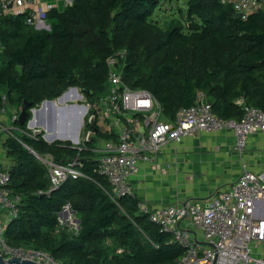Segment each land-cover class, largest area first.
I'll use <instances>...</instances> for the list:
<instances>
[{
  "label": "trees",
  "instance_id": "16d2710c",
  "mask_svg": "<svg viewBox=\"0 0 264 264\" xmlns=\"http://www.w3.org/2000/svg\"><path fill=\"white\" fill-rule=\"evenodd\" d=\"M161 1L74 0L47 11L50 29L27 23V12L0 8V114L7 104L32 107L69 87L94 101L108 90V59L119 51L124 81L151 91L167 120L199 92L223 119L242 118L239 99L264 111V0L246 17L223 0H188L186 21L175 18L166 28L153 19ZM14 125L33 132L27 122ZM87 126L93 136L81 150L71 141L49 142L44 132L20 134L22 142L6 138L5 188L10 198L19 196L6 244L46 251L58 264H177L184 247L141 210L136 195L115 200L99 170L98 142L113 134L98 114ZM30 148L61 163L79 154L83 175L50 189L47 169ZM67 204L80 219L77 228L60 223Z\"/></svg>",
  "mask_w": 264,
  "mask_h": 264
},
{
  "label": "built area",
  "instance_id": "2783aa9c",
  "mask_svg": "<svg viewBox=\"0 0 264 264\" xmlns=\"http://www.w3.org/2000/svg\"><path fill=\"white\" fill-rule=\"evenodd\" d=\"M223 1L233 4L243 17L262 7L260 0ZM30 5V0H0L2 12H27V23L46 27L47 11L52 6H39L29 11ZM124 55L125 51H119L108 59V90L99 95L96 101H88L90 115L87 121H83L87 128L85 133L82 132L83 139H80V134L78 141L75 136L72 137L77 144L73 145L81 150L93 136L87 123L93 122L97 114L106 130L113 134L103 138L102 146L97 147L96 151L99 170L109 179L115 200L121 196L135 195L129 178L138 172L140 162L154 159L169 141L181 142L185 136L198 131L231 129L236 135L235 148L242 154L251 135L257 131L264 132L263 110L239 99L244 110L242 118L223 119L214 114L212 104L203 92L198 93L193 105L181 108L175 120L165 119L162 106L151 91L132 88L124 81L119 60ZM70 90L74 88L69 87L64 94ZM46 104H42V109ZM38 107L41 109L39 105L32 109ZM6 110L4 106L1 114L7 113ZM19 111L13 110V126L0 122V132L6 136L4 140L13 137L22 142L20 134L35 136L43 132L40 128L42 125H36L39 128L34 129L28 125L33 132L17 128L14 122L19 120ZM47 135L48 132L43 135L44 139L51 142ZM56 140L57 136L52 142ZM30 150L46 167L50 189L59 187L68 178L83 175L79 154L61 163L52 153L41 154L32 148ZM10 166L7 157L6 161L0 162V216L7 223L17 216L19 201V196L10 198L5 188L10 177ZM140 208L149 213L150 219L159 225L162 232L171 234L172 242L184 247L185 252L177 264H264V171L244 169L228 189L212 194L208 202L189 200L157 208H149L140 202ZM5 211L10 213L7 217ZM59 220L61 224L78 227L76 215L69 204L65 205ZM4 230L0 220V253L5 258L16 256L42 264H58L46 251L10 247L4 239Z\"/></svg>",
  "mask_w": 264,
  "mask_h": 264
},
{
  "label": "crops",
  "instance_id": "0c3cea01",
  "mask_svg": "<svg viewBox=\"0 0 264 264\" xmlns=\"http://www.w3.org/2000/svg\"><path fill=\"white\" fill-rule=\"evenodd\" d=\"M30 1L28 10L33 11L39 6L63 10L74 0ZM3 136L1 132L0 140ZM4 139L0 162L6 161ZM235 145L231 129L198 131L181 142L169 141L154 159L139 163L138 172L129 178L130 185L149 208L189 200L208 202L212 194L228 189L244 169L264 171V132L253 133L242 154Z\"/></svg>",
  "mask_w": 264,
  "mask_h": 264
},
{
  "label": "rangeland",
  "instance_id": "374dc122",
  "mask_svg": "<svg viewBox=\"0 0 264 264\" xmlns=\"http://www.w3.org/2000/svg\"><path fill=\"white\" fill-rule=\"evenodd\" d=\"M186 1L188 0H162L160 7H158V9L153 15V19L156 20L157 23L164 28H166L169 22L175 18L182 19L185 22L186 12H187ZM35 27L37 29H50L51 25L47 20L46 27H42L41 25ZM77 94L79 95L83 94V95L78 96ZM97 99L98 97L95 98L94 101H96ZM88 101L89 99L86 93H84L82 89L78 88V91H75L74 89L64 94L62 100L58 101L57 105L52 104L48 106V108L43 107L44 108L43 111H41L38 115L35 114V117L42 123V126H40L41 131H43L44 134H46L49 129L54 131L55 129L60 128L63 135L66 137L65 139H67L66 141H71L74 145H77L75 141L72 139V137H74L76 134L78 135L80 134L81 135L80 139H83L84 134H82V132L85 133L87 131L86 123L83 121H87L90 115L89 114L90 108L87 105ZM42 104L43 103L38 104L39 106H41L40 107L41 109H42ZM67 106H72L74 108L73 111L71 110V113H73L72 118L65 110ZM33 107L34 106L30 107V109H32ZM6 108H7L6 110L7 113L0 114V122H2L3 124L5 123L6 125L9 126H13V121L11 119L13 115V110L16 109L20 110L18 114V119H19L22 108L12 107L10 104H7ZM35 127L39 128V126H33L31 128L34 129ZM70 130L72 131L71 136H69ZM61 135L57 136V140L63 139L61 138ZM4 138L5 137L3 136V138L0 140V147H2V142ZM102 144H103V140L100 139L98 142V147L102 146ZM9 214H10L9 211H5L6 217ZM0 220L2 226L5 228L7 221L2 216H0Z\"/></svg>",
  "mask_w": 264,
  "mask_h": 264
},
{
  "label": "water",
  "instance_id": "95a60500",
  "mask_svg": "<svg viewBox=\"0 0 264 264\" xmlns=\"http://www.w3.org/2000/svg\"><path fill=\"white\" fill-rule=\"evenodd\" d=\"M75 90H77L78 87H73ZM65 93V92H64ZM64 93L59 96L57 99H46L44 100L42 103H48L49 105H52L55 102L61 101L62 97L64 95ZM31 105L28 104L26 101L24 102V105L22 107V110L20 112V116H19V122L20 123H25L27 122L28 125L30 126H36V125H42V123L35 117V114L38 115L41 111H43V109H30ZM36 111V112H35ZM39 111V112H38ZM40 131V130H39ZM48 140H50L51 142L53 141V139L56 137V135L51 136V135H47ZM61 138L65 139L66 137L63 135H61ZM75 140L78 141V134L75 135ZM73 213H75V210H73ZM64 216H67V213H64ZM77 223L78 225L80 224V219L77 218ZM0 264H42L39 263L37 261L34 260H29L26 258H22V257H11V258H5L1 253H0Z\"/></svg>",
  "mask_w": 264,
  "mask_h": 264
},
{
  "label": "bare ground",
  "instance_id": "6f19581e",
  "mask_svg": "<svg viewBox=\"0 0 264 264\" xmlns=\"http://www.w3.org/2000/svg\"><path fill=\"white\" fill-rule=\"evenodd\" d=\"M78 96H80V95H78ZM57 103L58 102H55V103H53V105H57ZM48 106H50L48 103L45 105V108H48ZM73 107L72 106H67L66 108H65V110L68 112V114L71 116V118H72V114L73 113H71V110L73 111ZM36 120H37V118H36ZM70 126V125H69ZM70 129V128H69ZM71 130L69 131V136H71ZM48 134L49 135H51V136H54V135H56V136H58V135H61L62 134V132H61V129L60 128H58V129H55L54 131H52V130H48Z\"/></svg>",
  "mask_w": 264,
  "mask_h": 264
}]
</instances>
